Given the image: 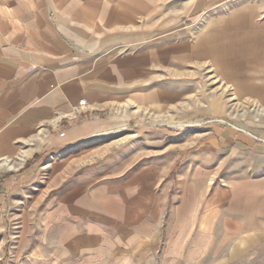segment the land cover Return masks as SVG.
<instances>
[{
  "label": "rangeland",
  "instance_id": "374dc122",
  "mask_svg": "<svg viewBox=\"0 0 264 264\" xmlns=\"http://www.w3.org/2000/svg\"><path fill=\"white\" fill-rule=\"evenodd\" d=\"M157 1L156 22L142 15L100 52L120 76L93 111L80 107L0 148L14 165L0 162V264H264V100L214 62L264 85V43L212 37L264 0ZM165 24L189 33L155 42ZM209 35L207 57L128 74L127 59L154 42L190 46ZM157 92L177 98H145ZM77 126L88 129L61 138Z\"/></svg>",
  "mask_w": 264,
  "mask_h": 264
},
{
  "label": "crops",
  "instance_id": "0c3cea01",
  "mask_svg": "<svg viewBox=\"0 0 264 264\" xmlns=\"http://www.w3.org/2000/svg\"><path fill=\"white\" fill-rule=\"evenodd\" d=\"M159 2L0 0V148L15 147L19 140L29 139L51 120L55 124L58 118L80 114L79 102L83 98L87 101L86 111H93L109 91L113 92L114 77L120 76L113 57L100 58V52L113 47L116 38H123L134 27L140 28L137 23L142 15L156 22V15L163 13L162 7H156ZM263 6L250 2L241 7L235 16L222 22L224 33L217 32L220 34L212 37L224 35L233 42L245 41L250 45L258 40L264 43V22L258 25L255 22L257 11ZM157 27L160 35L155 42L166 36H176L174 33H189L173 24ZM210 36L181 47L168 44L157 49L154 42L147 46V51L127 59L128 74L141 70L144 73L149 64L166 65L174 61L180 64L193 57H207L213 54L212 49L206 47ZM214 62L223 66L224 72H220L226 80L242 84L241 93L247 91L264 100V85L250 83L246 86L243 83L246 73L232 67L233 64L223 63L220 57H214ZM262 62L264 65V60ZM123 63L120 61V65ZM145 98L173 102L177 95L157 92ZM83 127L77 126L63 133L61 138L75 140L88 129ZM29 155V152L23 154L20 161H25ZM3 161L1 166L14 167L9 158L0 159ZM97 205L87 206L100 210ZM263 230L264 225L259 228L258 238L262 237Z\"/></svg>",
  "mask_w": 264,
  "mask_h": 264
},
{
  "label": "built area",
  "instance_id": "2783aa9c",
  "mask_svg": "<svg viewBox=\"0 0 264 264\" xmlns=\"http://www.w3.org/2000/svg\"><path fill=\"white\" fill-rule=\"evenodd\" d=\"M86 103H87V101H86L85 99H82V100H80V102H79V106H80V107H84V106H86Z\"/></svg>",
  "mask_w": 264,
  "mask_h": 264
},
{
  "label": "bare ground",
  "instance_id": "6f19581e",
  "mask_svg": "<svg viewBox=\"0 0 264 264\" xmlns=\"http://www.w3.org/2000/svg\"><path fill=\"white\" fill-rule=\"evenodd\" d=\"M8 167H9V168H12L13 166H11V165H8Z\"/></svg>",
  "mask_w": 264,
  "mask_h": 264
},
{
  "label": "trees",
  "instance_id": "16d2710c",
  "mask_svg": "<svg viewBox=\"0 0 264 264\" xmlns=\"http://www.w3.org/2000/svg\"><path fill=\"white\" fill-rule=\"evenodd\" d=\"M36 157H38V156H36Z\"/></svg>",
  "mask_w": 264,
  "mask_h": 264
}]
</instances>
